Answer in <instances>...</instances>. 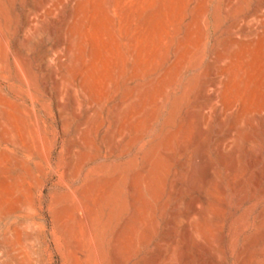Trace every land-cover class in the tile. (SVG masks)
<instances>
[{"label":"rangeland","instance_id":"rangeland-1","mask_svg":"<svg viewBox=\"0 0 264 264\" xmlns=\"http://www.w3.org/2000/svg\"><path fill=\"white\" fill-rule=\"evenodd\" d=\"M202 260L264 264V0H0V264Z\"/></svg>","mask_w":264,"mask_h":264},{"label":"bare ground","instance_id":"bare-ground-1","mask_svg":"<svg viewBox=\"0 0 264 264\" xmlns=\"http://www.w3.org/2000/svg\"><path fill=\"white\" fill-rule=\"evenodd\" d=\"M231 133H232V132H231ZM231 133H230V134H231ZM231 135H232V134H231ZM231 135H230V136H231ZM228 139H229V138H228ZM223 140H224V139H223ZM223 143H224V142H223ZM222 146H223V145H222ZM42 172L44 173L43 170H42ZM108 178H109V177H108ZM108 178L105 177V179H108ZM115 183H116V182H115ZM117 183H118V182H117ZM109 187H111V186H109ZM111 188H112V187H111ZM109 189H110V188H109ZM107 191H108V190H107ZM107 191H105V192H107ZM155 191H156V190H155ZM105 192H104V193H105ZM70 194H71V193H70ZM87 195H88V194H87ZM103 195H104V194H103ZM198 196H199V195H198ZM198 196H197V197H198ZM200 196H201V195H200ZM200 196H199V198H200ZM70 197H71V196H70ZM81 197L85 198L84 196H81ZM197 197L195 198V200L197 199ZM202 197H203V196H202ZM85 199H86V198H85ZM200 199H202V198H200ZM78 200H79V199H78ZM88 200H89V199H88ZM90 200H91V199H90ZM104 200H105V198H104ZM109 200H110V199H109ZM91 201H92V200H91ZM98 201H99V200H98ZM107 201H108V200H107ZM110 201H111V200H110ZM198 201H200V200H198ZM198 201H197V202H198ZM202 201H203V200H202ZM202 201H201V203H202ZM204 201H205V200H204ZM204 201H203V203H204ZM108 202H109V201H108ZM91 203H92V202H90V204H91ZM102 203H103V202H102ZM193 203H194V201L192 202V204H193ZM201 203H200V206L203 205V203H202V204H201ZM94 204H95V203H94ZM94 204H93V205H94ZM194 204H195V203H194ZM78 205H80V204H78ZM91 205H92V204H91ZM96 205H97V204H96ZM101 205H102V204H100V207H101ZM197 205H198V204H197ZM198 206H199V205H198ZM198 206H197V207H198ZM68 207H71V206H68ZM73 207H74V206H73ZM197 207H196V205H195V207H194V208H195V209H194V212L197 211ZM101 208H102V207H101ZM192 208H193V205H192ZM68 209H69V208H68ZM198 209H199V208H198ZM65 210H66V209H65ZM89 210L91 211V209H89ZM191 210H193V209H191ZM92 211H93V210H92ZM199 211H201V210H199ZM63 212H64V211H63ZM63 212H62V213H63ZM187 212H188V211H186V214H187ZM190 212H192V211H190ZM190 212H189V213H190ZM192 213H193V212H192ZM95 214H97V213H95ZM95 214H94V215H95ZM179 214H180V213H179ZM196 214H197V213H196ZM196 214H195V217H197ZM82 215H83V214H82ZM188 215H189V214H188ZM198 215H199V214H198ZM110 216H111V215H110ZM183 216H184V215H183ZM183 216H182V217H183ZM176 217H179V216H176ZM185 217H187V216H185ZM188 217H189V216H188ZM195 217H194V218H195ZM72 218H73V217H72ZM88 218H89V217H88ZM90 218H91V217H90ZM179 218H181V217H179ZM179 218L177 219V222L175 223V225H176V224L178 225V223L180 222V219H179ZM59 219H60V218H59ZM59 219H58V220H59ZM85 219H87V218H85ZM95 219H96V218H95ZM187 219H188V218H187ZM187 219L185 218V220H187ZM192 219H193V218H192ZM192 219H191V220H192ZM87 220H88V219H87ZM173 220H174V222L176 221L175 218H174ZM173 220H172V222H173ZM178 220H179V221H178ZM181 220H182V219H181ZM71 221H72V219H71ZM88 221H89V220H88ZM88 221H87V222H88ZM93 221H94V220H93ZM132 221H133V220H132ZM132 221H131V222H132ZM134 221H136V220H134ZM155 221H156V220H155ZM193 221H194V219H193ZM68 222H69V221H68ZM68 222H66V223H68ZM189 222L191 223V221H189ZM72 223H73V221H72ZM155 223H156V222H155ZM155 223L153 222V224H155ZM181 223H182V222H181ZM181 223H180V224H181ZM68 224H70V223H68ZM86 224H87V223H86ZM88 224H89V223H88ZM90 225H91V224H90ZM128 225H129V223H128ZM137 225H138V224H137ZM146 225H148V224H146ZM173 225H174V223L172 224V227H173ZM185 225H186V224H185ZM189 225H190V224H189ZM192 225H193V223H192ZM87 226H88V225H87ZM169 226L171 227L170 224H169ZM72 227H73V226H72ZM74 227H75V226H74ZM126 227H127V226H126ZM144 227H147V226H144ZM149 227H150V226H149ZM155 227L158 228V224H156ZM170 227H169V228H170ZM174 227H175V226H174ZM180 227L182 228V226H180ZM186 227H188V226H186ZM192 227H195V226L193 225ZM70 228H71V227H70ZM90 228H91V226H90ZM90 228H89V229H90ZM124 228H125V227H124ZM151 228H152V226H151ZM189 228H190V227H189ZM72 229H73V228H72ZM75 229H76V227L73 229L74 232H75ZM130 229H132V228H130ZM145 229H146V228H144V230H145ZM148 229H149V228H148ZM171 229H172V228H171ZM171 229H170V230H171ZM173 229H174V228H173ZM176 229H177V228H176ZM179 229H180V228H179ZM186 229H187V228H186ZM192 229H193V228H192ZM195 229H197V228H195ZM195 229H193V230L195 231ZM150 230H151V229H150ZM155 230H156V229H155ZM157 230H158V229H157ZM170 230H169V232H170ZM174 230H175V229H174ZM190 230H191V228H190ZM190 230L188 229V231H190ZM193 230H192V231H193ZM104 231H105V230H104ZM142 231H143V230H142ZM152 231H153V230H152ZM152 231H151V233H152ZM186 231H187V230H185V232H186ZM188 231H187L186 234H188ZM194 231H193V232H194ZM70 232H71V231L69 230V233H70ZM143 232H144V231H143ZM143 232H141V233L143 234ZM146 232H147V231H146ZM172 232H173V230H172ZM182 232H183V231H182ZM193 232H192V233H193ZM111 233H112V232H111ZM113 233H114V232H113ZM115 233H116V232H115ZM115 233H114V234H115ZM117 233H118V232H117ZM119 233H120V232H119ZM119 233H118V238H119L120 236H122V235H120L121 233H120V234H119ZM133 233H134V232H133V230H132V234H133ZM170 233H171V232H170ZM173 233H174V232H173ZM173 233H172V234H173ZM175 233H176V232H175ZM192 233H191V234H192ZM194 233H195V232H194ZM72 234H73V232H72ZM142 234H141V235H142ZM144 234H145V233H144ZM148 234H149V233H148ZM197 234H198V232H197ZM197 234H196V235H197ZM89 235H90V234H89ZM116 235H117V234H116ZM141 235H139V236L142 238L143 236H141ZM152 235H154V234L152 233ZM169 235H170V234H169ZM180 235H181V232H180L179 236H180ZM182 235H183V234H182ZM184 235H185V233H184ZM188 235H189V234H188ZM188 235H185V236H187V238H186V237L184 238V237H181V236H180V239H182V238H183V239H187L186 243H188V241H189V239H188L189 236H188ZM70 236H71V235H70ZM145 236H146V235H144L143 240H144V238H147V236H146V237H145ZM175 236H176V235H175ZM111 237H114V236H111ZM111 237H110V238H111ZM131 237L133 238V236H131ZM149 237H151L150 234H149ZM172 237H174V236H172ZM172 237H171V238H172ZM191 237H192V235H191ZM71 238H72V237H71ZM115 238H116V237H114V240H115ZM141 238H140V239H141ZM189 238H190V237H189ZM72 239H73V238H72ZM147 239H148V238H147ZM169 239H170V238H169ZM173 239H174V238H173ZM177 239H178V238H177ZM104 240H105V238H103V241H104ZM116 240H117V239H116ZM148 240H149V239H148ZM148 240H146V241H148ZM171 240H172V239H171ZM174 240L176 241V238H175ZM70 241H71V240H70ZM121 241H122V239H121ZM146 241H145V242H146ZM179 241L181 242V240H179ZM182 241H183V240H182ZM190 241H191V240H190ZM75 242H76V241H75ZM95 242H96V240H95ZM145 242H144V243H145ZM151 242H152V241H151ZM176 242H178V241H176ZM183 242H184V241H183ZM71 243H72V241H71ZM144 243H142V244H144ZM167 243L169 244V241H167ZM174 243H175V242H174ZM184 243H185V242H184ZM184 243H183V244H184ZM118 244H120V242H119ZM122 244H123V243H122ZM168 244L166 245V243H165V246L168 247ZM171 244H172V242H171ZM171 244H170V245H171ZM120 245H121V244H120ZM120 245H118V246H120ZM173 245H174V244H173ZM175 245H176V244H175ZM175 245H174V247H175ZM177 245H178V244H177ZM180 245H181V247H182V243H180ZM184 245L186 246L187 244H184ZM188 245H189V244H188ZM207 245H208V244H207ZM207 245H206V246H207ZM70 246H71V245H70ZM79 246H80V245H79ZM110 246H111V245H110ZM114 246H115V245H114ZM116 246H117V245H116ZM165 246H164V247H165ZM201 246H202V245H201ZM208 246H209V248H210V245H208ZM81 247H82V246H81ZM100 247H102V246L100 245ZM100 247H99V248H100ZM166 247L164 248L165 250H166ZM172 247H173V246H172ZM174 247H173V248H174ZM181 247H180V248H181ZM188 247H189V246H188ZM204 247H205V246H204ZM77 248H78V247H77ZM114 248H118V247H114ZM119 248L121 249V247H119ZM124 248H125V247H124ZM168 248H169V247H168ZM182 248H183V247H182ZM201 248H202V247H201ZM205 248L208 249L209 252H212V251H213L212 248H211L212 251H210L211 249L209 250L208 247H205ZM74 249H75V251H76V247L73 248V250H74ZM81 249H82V248H81ZM102 249H103V247H102ZM120 249H119V250H120ZM155 249H156V248H154V250H155ZM175 249H176V248H175ZM183 249H184V248H183ZM183 249H181V251H182ZM82 250H85V249H82ZM115 250H116V249H115ZM115 250H114V251H115ZM117 250H118V249H117ZM154 250H153V251H154ZM178 250H180V249H178ZM78 251H79V250H77V253H78ZM93 251H94V250H93ZM169 251H171V249H169ZM172 251H173V250H172ZM172 251H171V252H172ZM176 251H177V250H176ZM181 251H180V253H181ZM183 251L185 252V250H183ZM183 251H182V252H183ZM201 251H202V253L205 252L203 249H202ZM208 251H207V252H208ZM72 252H73V251H72ZM72 252H71V253H72ZM79 252H80V251H79ZM81 252H82V251H81ZM117 252H118V251H116L115 254L118 255V253L120 254L121 250H120V252H118V253H117ZM173 252H174V251H173ZM173 252H172V253L167 252V253H165V254L168 255V253H169V254L172 255V254L175 253V252H174V253H173ZM186 252H187V251H186ZM199 252H200V251H199ZM209 252H208V254H210ZM213 252H214V251H213ZM213 252H212V253H213ZM92 253H93V252H92ZM92 253H90V254H92ZM121 253H122V255L125 254V253H123V251H122ZM188 253H189V251H188ZM188 253H187V255H186V254H183V255H186V257H187V256L189 257V256L191 255V252H190V254H188ZM202 253H201V255H203ZM205 253H206V252H205ZM205 253H204V254H205ZM212 253H211V255H212ZM79 254H80V253H79ZM82 254H83V252H82ZM82 254H81V255H82ZM99 254H100V253H99ZM115 254H114V255H115ZM163 254H164V252H163ZM178 254H179V253H178ZM199 254H200V253H199ZM81 255H80V257H81ZM83 255H84V254H83ZM92 255H93V254H92ZM122 255H119V257L116 256V255H115V256H116L117 258L121 259L120 257H121ZM211 255H209V256H211ZM84 256H85V255H84ZM86 256H87V254H86ZM90 256H91V255H90ZM93 256H94V255H93ZM123 256H124V255H123ZM168 256H169V255H168ZM180 256H181V254L179 255V258H180ZM217 256H218V255H217ZM72 257H73V256H72ZM166 257H167V256H166ZM172 257H173V255H172ZM181 257H182V256H181ZM190 257H191V256H190ZM203 257H204V255H203ZM215 257H216V256H215ZM215 257H211V259L213 260ZM92 258H93V257H92ZM168 258H169V257H167V260L171 259V258H169V259H168ZM182 258H185V256H183ZM204 258H205V257H204ZM208 258H209V257H208ZM73 259H74V258H73ZM98 259H99V258H98ZM98 259H97V256H96V260H97V261H98ZM101 259H102V258H101ZM119 259H118V260H119ZM172 259H173V258H172ZM180 259H181V258H180ZM187 259H188V258H187ZM189 259H190V258H189ZM71 260H72V259H71ZM114 260L116 261V259H114ZM143 260H145V259H143ZM203 260H204V259H203ZM203 260H202V261H203ZM214 260L216 261V260H217V257H216V259H214ZM122 261H124V260H122ZM137 261H138V260H137ZM171 261H172V260H171ZM190 261H191V259H190ZM204 261H206V260H204ZM204 261H203V263L205 264ZM217 261H218V263L220 262L219 260H217ZM217 261H216V262H217ZM71 262H72V261H71ZM82 262H83V261H82ZM98 262H99V261H98ZM142 262H143V261H142ZM168 262H169V264H170V261H168ZM184 262H185V261H184ZM200 262H201V261H200ZM206 262H207V261H206ZM208 262H209V261H208ZM83 263H84V262H83ZM88 263H89V262H88ZM121 263H122V262H121ZM123 263H124V262H123ZM123 263H122V264H123ZM134 263H136V262H134ZM188 263H189V262H188ZM203 263H202V264H203ZM72 264H73V263H72ZM77 264H78V263H77ZM86 264H87V263H86ZM113 264H114V263H113ZM141 264H142V263H141ZM183 264H184V263H183ZM189 264H190V263H189ZM206 264H207V263H206ZM212 264H213V263H212Z\"/></svg>","mask_w":264,"mask_h":264}]
</instances>
